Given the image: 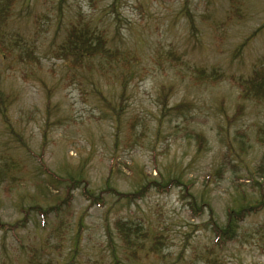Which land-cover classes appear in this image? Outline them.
I'll list each match as a JSON object with an SVG mask.
<instances>
[{
    "label": "rangeland",
    "instance_id": "rangeland-1",
    "mask_svg": "<svg viewBox=\"0 0 264 264\" xmlns=\"http://www.w3.org/2000/svg\"><path fill=\"white\" fill-rule=\"evenodd\" d=\"M111 3L112 0H18L8 29L26 41H36L40 63L21 64L14 54L7 58L0 50V91L14 99L8 106L9 124L37 155L48 121L44 151L47 164L55 168L64 161L76 165L80 159H87L88 186L95 193L106 187V179L119 191L132 190L133 163L153 175V169L177 161L185 177L194 180L196 192L204 190L215 219L222 223L237 185L251 196V182H242L264 181V133H257L259 128L264 129V103L246 102L242 113L231 120L239 103L235 81L250 75L259 63L264 65V0H121L114 12ZM57 6L59 15L55 12ZM233 6L239 8L240 15H233ZM78 13L91 18L98 30H106L110 37L117 32L114 44L138 58L133 66L134 80L127 87L121 88L114 77L109 80L97 71L74 70L76 67L53 57L50 49ZM34 21L39 22V31ZM8 42L5 38L6 45ZM168 50L180 55L179 66L156 57V51L163 54ZM196 68L218 72L224 79L214 85L195 84L190 76ZM119 72L118 68L113 74ZM161 85L165 90L172 88L168 106L186 102L188 108L181 107L186 112L169 107L170 114L160 116ZM96 91L103 94L106 102ZM122 92L123 123L136 116L146 120L148 131L143 147L129 149L114 144L115 122L106 104L113 105ZM46 98L50 99L49 106ZM186 120L190 129L206 138L199 154H195V139L181 128ZM140 128L135 127L138 132ZM157 128L161 131L156 135ZM239 132L245 134L244 162L217 178L214 174L223 157L234 160L240 152ZM14 138L0 116V158L16 155L31 164L20 190L25 196L14 193L19 199L17 208L3 203L5 195L0 194V219L5 223L21 217L17 209L26 212L34 203L44 206V199H50L48 192L42 195L36 189L35 158L29 159L31 153L19 147ZM259 166L262 172H257ZM52 193L54 197L61 196L62 190ZM253 193L264 199V189L254 186ZM34 194L39 195L30 196ZM104 200L102 206H90L79 189L73 191V212L69 228L64 231H52L51 215L42 217L34 210L28 211L25 227L14 232L0 229V264H26L29 249L37 251L40 262L49 260L51 264H132V259L121 255L114 236L112 223L117 217L149 224L169 238L160 253L162 258L142 264H187L182 260L189 254L204 253L208 233L203 224L208 215L192 218L179 188L167 194L150 193L130 204L117 202L107 194ZM260 223H264V212L247 218L238 240L217 248L214 255L223 264H264V240L255 233ZM113 248L117 250V261L112 256ZM192 264L207 263L196 258Z\"/></svg>",
    "mask_w": 264,
    "mask_h": 264
},
{
    "label": "trees",
    "instance_id": "trees-1",
    "mask_svg": "<svg viewBox=\"0 0 264 264\" xmlns=\"http://www.w3.org/2000/svg\"><path fill=\"white\" fill-rule=\"evenodd\" d=\"M94 3L96 0H88ZM121 0H112L111 8L114 12L116 6ZM18 0H0V50L3 56L9 58L13 56L21 64L29 63L30 65H38L39 58L36 55L37 45L36 41H26L18 33L10 32L8 29L13 14V8ZM60 3V2H59ZM233 15H240L239 8L233 6ZM57 15L61 12L59 6L55 9ZM116 13V12H115ZM117 14V13H116ZM78 13L76 19L72 22L69 21L65 26L61 39L56 42L51 48L53 57L61 60L62 62L76 67L74 70H92L101 74H105L110 79L116 78V82L121 88L127 87L130 81L134 80L135 68L134 64L138 62V58L126 50V48H119L114 44L115 36L110 37L106 30H98V26L91 18L82 16ZM46 19H49L46 18ZM117 23L119 22L116 16ZM34 27L37 31L39 22L34 21ZM6 33V34H5ZM5 34V35H4ZM38 35V33H37ZM5 38L9 39L8 44H5ZM9 45H12L13 51ZM13 52V53H12ZM156 57L171 65L179 66L181 57L176 51H165L163 54L156 51ZM264 60V55H263ZM164 63V62H163ZM120 69L119 74H113L114 70ZM195 84L208 83L217 84L223 80V75L215 71H206L205 68L194 69L193 74L190 76ZM236 87L239 89L238 100L239 103L235 108V112L231 120L235 119L242 113L244 104L246 102L264 103V65L259 63L252 70L247 77H239L235 81ZM172 88L169 87L165 90V86L160 87V116L162 118L170 114V108L173 110L180 109L185 105L189 106L186 102L168 106V99L170 98ZM101 100L105 101L103 94L100 91L95 92ZM124 93L122 92L117 101L110 105L106 104L111 112V119L115 122L114 144L122 145L124 148H135L137 146L143 147L148 131L146 120L140 116L132 117L123 123L122 116L124 113ZM14 103V99L10 94H5L0 91V116L2 117L5 125L9 128L11 134L15 137L13 140L19 147H28L23 141V136L15 131L8 122V106ZM46 104L49 106L50 99L46 98ZM191 105V104H190ZM186 112L181 108L180 112ZM160 125V118L158 119ZM46 128L43 130L44 141L41 145V152L34 155L31 153L28 158H35V168L38 177H35L34 183L38 193L44 195L48 192L50 199H44V206L42 204L34 203L28 208V211L34 210L42 217L51 215L53 217L52 231H64L69 228V219L72 216V193L79 189L81 195L89 202V205L102 206L104 203V194L111 195L117 202H125L126 204L136 203L142 200L150 193L167 194L172 189L179 188L180 198L186 201L188 214L196 219L200 218L204 213L208 215L207 221L203 224L204 229L208 233V244L205 245L204 253L189 254L186 260H182L187 264H192L193 259L200 258L207 264H223L214 255L217 248H221L227 243L238 240L241 234V227L245 220L251 216H256L260 212H264V199L263 197L254 195V186L260 190L264 189V181L259 182L256 179H247L242 182L243 185L250 184L252 188L251 196H247L240 189V184L235 189L236 194L232 197L231 202L225 207L224 219L219 223L214 216V209L204 194V190L196 192L194 188L195 183L193 179L186 178L184 168L181 163L177 161L166 162V165H161L162 169H153L155 174H147L143 167L133 163V172L135 174L133 180V188L129 191H119L109 184L106 179V187L99 193H95L92 188L88 186V168L89 164L87 159H80L76 165H70L67 161L51 168L44 159V151L46 149V133L48 130V121L45 123ZM139 125V132L135 127ZM125 127V128H123ZM183 132L190 135L195 139L196 151L199 154L205 148V136L187 126V120L181 127ZM263 128V127H262ZM259 128L257 133H264V129ZM161 128L156 129V135L159 134ZM240 133L239 137V153H236L235 159L230 160L226 155L223 157L222 164L216 169L217 178H222L226 169L231 168L232 171L236 170L239 164L244 162L242 155L244 154V140L245 134ZM123 135L122 136H120ZM239 134H237L238 136ZM259 137V135H258ZM260 139V138H259ZM19 143V144H18ZM163 153V151H162ZM31 164L21 159L16 155L2 156L0 158V194L5 195L3 203H10L14 208L18 207L19 197H24L20 193L24 183L30 174ZM262 166L257 168V172H262ZM264 178V176H263ZM62 190V195L54 197L52 191ZM39 195V194H38ZM37 194L30 195L33 198L38 197ZM8 201V202H7ZM22 214L19 219L12 223H5L0 219V229L3 231L14 232L16 229L23 228L29 219V212H23L24 209H17ZM112 228L115 231V237L119 243L118 247L121 255L125 258L132 259V264H142V262L153 263L154 259L163 257L161 252L169 238L164 232H160L151 228L148 224L143 225L135 222L129 218L117 217L112 223ZM255 233L259 235L261 240H264V223H260L255 227ZM111 240V236H109ZM112 256L117 261V250L113 248ZM26 264H51L49 260L40 262L37 257V251L29 249L28 259ZM117 264V263H116Z\"/></svg>",
    "mask_w": 264,
    "mask_h": 264
}]
</instances>
